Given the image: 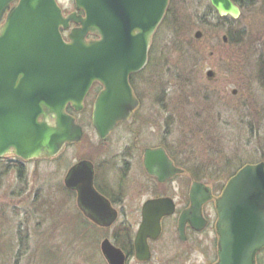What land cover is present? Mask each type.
<instances>
[{
	"label": "rangeland",
	"instance_id": "obj_1",
	"mask_svg": "<svg viewBox=\"0 0 264 264\" xmlns=\"http://www.w3.org/2000/svg\"><path fill=\"white\" fill-rule=\"evenodd\" d=\"M57 2L64 14L74 10L73 0ZM169 2L174 15L152 36L149 61L140 73L147 81L137 91L147 118H155L154 111L162 109L164 115L172 113V123L157 129L148 126L142 136L150 142L160 136L164 142L175 141L181 158L197 169L199 180L220 191L244 163L264 161V84L258 79L263 64L259 69L256 64L264 61V0H254L238 18L228 20L204 14L206 0ZM227 28L235 44L222 42ZM196 31L201 37H195ZM207 70L214 75L208 77ZM83 115L79 120L85 136L58 157L28 160L24 167L13 161L0 163V264H107L97 249L108 233L94 230L90 240H82L91 230L85 231L75 219V203L64 197L62 180L75 157L110 156L117 150L113 141L129 135L120 127L105 149L97 150L89 113ZM16 168L22 169L21 175ZM211 236L214 233L206 256L193 253L190 264L215 260ZM156 260L155 255L144 264ZM126 262L141 264L134 258ZM256 264H264V248Z\"/></svg>",
	"mask_w": 264,
	"mask_h": 264
},
{
	"label": "water",
	"instance_id": "obj_2",
	"mask_svg": "<svg viewBox=\"0 0 264 264\" xmlns=\"http://www.w3.org/2000/svg\"><path fill=\"white\" fill-rule=\"evenodd\" d=\"M168 1L74 0L75 10L64 15L56 0H0V157L48 159L67 142H77L81 126L66 107L81 111L95 80L103 85L92 108L97 134L104 138L125 120L138 104L128 75L146 65L149 43ZM211 3L220 15L239 14L230 0ZM71 22L76 24L72 28ZM89 34L96 37L88 39ZM195 37L201 32L196 31ZM206 74L211 77L213 72ZM163 156L166 170L168 160ZM146 167L150 171L148 162ZM83 169L88 170L84 163L74 165L69 180L75 183ZM171 174L166 171L157 178L165 180ZM202 186L195 181L191 187ZM208 191L201 200L191 193V208L180 215V228L186 219L196 224ZM164 202L150 200L144 205L134 240L140 261L150 258L146 238L158 236L161 216L172 211ZM215 206L218 259L214 264H255V255L264 247V162L238 169ZM101 251L106 263L125 264L123 251L108 239L102 241Z\"/></svg>",
	"mask_w": 264,
	"mask_h": 264
},
{
	"label": "flooded vegetation",
	"instance_id": "obj_3",
	"mask_svg": "<svg viewBox=\"0 0 264 264\" xmlns=\"http://www.w3.org/2000/svg\"><path fill=\"white\" fill-rule=\"evenodd\" d=\"M206 1V8L203 7L204 14L208 17L216 18V20L236 19L243 8L254 3V0H230L239 10L238 16L233 17L230 14L220 15L212 5L211 0ZM72 26L74 24L71 23ZM227 31L231 32L232 30L227 28L226 33L222 35L224 44L228 43ZM258 61L256 64L259 69V64L264 66V61L263 59L262 63H258ZM141 71L128 75V86L131 87L133 95L138 101L137 106H134V109L125 120L118 121L104 138L97 134L92 124V108L96 97L103 89V85L96 80L91 85L85 96L83 109L75 114L76 121L83 132L81 139L85 136V126L79 119H81V115L85 118L83 114H86V112L89 113V125L94 130L96 140H98L95 146L97 150L102 151L105 149L106 145L109 144V138H111L112 133L120 129V127L125 128L129 136L116 138L115 142L113 141L112 146H116L117 150L110 156L107 153H102L99 158L93 155L75 157V161L64 172L62 193L67 200L74 201L73 203H75L76 207L75 219L79 220L85 231L91 230V233L83 236L82 240L88 237V240H90L94 230L97 232L102 230L108 233V237H104L99 242V250L97 249L98 254L102 255L103 258L101 243L104 239H108L113 245L123 251L126 256L125 264L130 258H134L137 263H148L155 255L158 258L156 264H190L188 258L193 253L206 256L207 253L205 251L210 249L208 247H211L213 243L210 239V234L213 235L214 233L215 239L213 241H215L216 246V258L209 263L213 264L217 261L215 201L222 189L220 191L215 190L214 186L195 178L197 169L189 165L185 158H181L180 146L175 141L166 139L168 142H164L160 136L155 142H150V140L142 136L146 134L148 126L157 129L159 126L162 128V125L165 124L164 126L169 127L172 122L168 120L173 118V115H171V112L164 115V111L161 109L154 111L155 118L153 116L152 118H147L146 112L148 111L143 109V99L137 91V86L140 87L147 81L145 75L140 74ZM258 79L264 84V78H261L260 74ZM89 97H93L91 103L89 102ZM157 101L158 98L156 99ZM151 133L153 132L150 130ZM81 139L78 142L65 145L59 155L69 147L78 145ZM162 154L168 160L166 170L162 167ZM5 161H13L22 167L27 162L11 154L0 158L1 164H5ZM80 162L84 163L88 170H79L75 177V183H73L72 180H69V171ZM146 162H148L151 172L147 169ZM175 169H178V171H173ZM166 171L172 173L168 178L165 180L157 178L158 175H162ZM195 181L202 182V188H192L191 186ZM86 182H90V185ZM206 191H208L207 196L209 198L199 206V217H196V212L193 211L197 218L196 224L193 225L189 219H186L180 228V215L191 208V193L194 194L193 197L201 200L205 196ZM158 199H164V204L170 206L172 211L161 216L158 236L156 238H146L145 241L148 245L150 258L146 261H140L136 258L135 251L136 230L143 220L145 203ZM99 200L102 202H99ZM134 225L136 229L133 230ZM121 232H127L126 236L121 237ZM211 237L214 238L213 236ZM116 239L122 241L119 242L123 248L116 244ZM167 256L169 258L166 259Z\"/></svg>",
	"mask_w": 264,
	"mask_h": 264
},
{
	"label": "trees",
	"instance_id": "obj_4",
	"mask_svg": "<svg viewBox=\"0 0 264 264\" xmlns=\"http://www.w3.org/2000/svg\"><path fill=\"white\" fill-rule=\"evenodd\" d=\"M167 13L165 14V17H164V22H165V19L166 18H171L172 19V16L174 15V12H172V10L170 9V7L168 8V10L166 11ZM218 18V17H217ZM238 42V41H237ZM228 43L229 44H235L236 43V40L234 39L233 40V37H232V35H231V32H228ZM261 67L263 68V70H260L259 71V74H260V77L261 78H264V66L263 65H261ZM69 113H72V114H74V112H73V110H71V108L69 107L68 109H66ZM17 169V168H16ZM18 170V173H19V175H21V173H22V169H20V168H18L17 169ZM196 177V179L197 180H199V176H197V175H195ZM20 233V232H19ZM125 234H127V232H121V237H125L126 235ZM19 244H21V236L19 237ZM120 240H118V239H116V244H118L121 248H123L122 247V245H121V243L120 242H122V241H120ZM20 253V252H19ZM18 256V255H17Z\"/></svg>",
	"mask_w": 264,
	"mask_h": 264
}]
</instances>
